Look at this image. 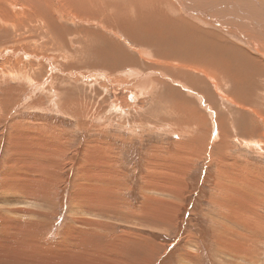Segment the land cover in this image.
<instances>
[{
	"label": "rangeland",
	"instance_id": "374dc122",
	"mask_svg": "<svg viewBox=\"0 0 264 264\" xmlns=\"http://www.w3.org/2000/svg\"><path fill=\"white\" fill-rule=\"evenodd\" d=\"M64 2L58 1L57 5L56 0L54 8H61L65 12L61 7ZM25 8V5L20 6L16 12L25 14ZM51 12L53 13V9ZM168 12L167 10L166 13ZM175 13H172L173 17ZM228 14L231 15V13ZM175 17V19L178 17L179 19L180 17L181 19L186 18V20L191 19L184 11L176 13ZM201 17L204 19L203 14ZM57 19L56 26L60 28L59 36H62L60 34L64 28L71 32L78 31L84 35L90 32L98 34L96 36L98 44L101 52L103 51L101 55L98 50L97 54L94 49L88 47L85 49L86 53L84 51V56L82 53L84 61L77 62L82 57L80 51L82 48H80V44L78 46L74 44L79 41L77 39L79 35L74 33H71L73 35L64 33L66 38H63L55 35L54 31L53 34H41L38 30L39 32L36 31L30 35L26 33L22 37L27 39L26 42L18 40V36H16L17 40L14 39V29L7 30L8 33L0 35L2 37L0 38V69H9V66L13 68L15 64L14 66L19 68L21 66L25 70L27 68L33 70V67L37 65L36 74H33V77L35 81L42 82V88L29 89L25 83H18V81L10 80L7 77L3 78L2 90L16 88L17 85L25 86L28 90L21 93L22 96L19 95L20 100L15 98L16 92L7 97L6 95L2 96V90L0 92V98L3 100L0 104V185L2 180L5 181L8 176L7 172L11 168L9 164L18 165L19 160L23 159L19 156L25 157L24 154L14 153L15 150H24L26 154L28 153L26 148H22L21 136L27 137V135L34 134L39 137L43 135L47 139L46 143L52 148L54 147V152L52 148L49 150L50 159L40 154L42 158L37 160L38 162L36 161L39 166L44 167L43 174L39 175L41 183L38 185L37 182L35 183L37 190L41 191L40 201L38 199L35 202L14 204L16 207L38 212L39 217H32L35 225L39 221L47 219L43 224L49 229V235L40 238L36 234L38 246L35 248H31L30 242L26 239V243L24 241L21 244L16 243L13 247L16 252L11 251L9 254L16 255L15 257L18 256L17 258L21 260V257L24 256L23 258L28 260L38 258L37 262L52 261L49 262L50 264L58 262V264H81L80 262L84 264H264V153L256 150L253 146L245 145L244 142V140L249 141L247 135L251 127V120L244 112L252 108L251 102L255 90H258L257 94H259L258 97L257 94L255 95V103L258 105V100H260V106L264 107V103H262L264 102V81L262 80L264 79H260L261 75L248 81L240 77L239 69L228 68V70H224L225 72L222 70L224 78L226 75L229 83V95L233 98V104L232 102L228 103L226 100L220 99L218 95L214 96L213 86L204 75L192 71L191 68L195 66L193 63L182 62L183 55L177 60L178 62L171 61L173 60L171 57L175 55L177 49L181 51L185 49L182 50V46H178L180 45L178 40L173 41L170 38L169 41L159 43L156 35L153 34L151 37L144 35L145 40L140 35V40L135 42L132 38L130 39V34L127 31H121L122 29L117 25L111 27V23L108 22H105L107 28L99 26L98 29L93 20H87L90 23L88 24L83 23V21L86 22L84 18H81L83 20L81 22L67 19L60 22V18L57 17ZM208 23L201 19L195 22L196 26L213 31L210 29L212 25L210 26ZM61 24L63 25L61 26ZM241 26L243 25L241 24ZM227 28L220 31L234 42V44H227L232 45V50L233 47L239 45L251 49L249 33L244 29H237V32L241 33H236L231 30V27ZM43 29L52 33L46 28ZM256 29L259 37L264 40V29L262 27H256ZM206 35L204 32L203 34L196 33V37H206ZM72 36L76 39L70 38ZM71 39L75 40L73 44ZM161 39L165 40L164 37ZM46 40L51 41V44L48 42L49 45L44 47ZM190 40L183 44L188 46V53L191 52L189 56L194 54V51L189 48V46H193V41ZM113 49L114 54L127 51L129 59L123 60L118 55L111 56L109 53H112ZM142 50H149L147 59L149 57L150 60L144 58V55V59L142 58ZM201 50L197 51L201 58H207L214 52L212 48H207V56H202L200 53L203 50ZM214 50V53H217L218 50ZM31 51L35 52L31 53ZM250 52L253 58L254 55L256 59L260 57V53H256L253 48ZM39 53H42L41 56ZM218 53L215 54L216 59H219L221 48ZM107 55L111 57L109 58ZM261 55L264 56L263 53ZM231 56V54L228 56L229 61L232 60V63L235 64ZM98 59L100 60L98 61ZM197 59L200 58L197 57ZM130 60L132 61L129 62ZM16 62L19 63L16 64ZM137 63H141L139 70L136 67ZM190 64L192 66H188ZM234 64L231 66L234 67ZM4 66L5 68H3ZM134 68H137L139 76L129 78L131 69L134 70ZM199 70L204 69L200 67ZM234 71L238 73L236 72V74ZM147 78L152 82L150 95L138 92V90L140 91L138 85L133 86L141 85L148 81ZM256 84L257 86L254 87ZM53 91H55V95L52 93ZM209 91L213 97L208 96ZM133 92L136 96L132 100ZM58 95L59 98H57ZM260 95L261 97H259ZM9 100L14 104L9 103ZM164 100L165 102L160 103L161 106L158 105V101ZM42 101H44L43 104ZM76 102L80 103L82 108H87L84 114L76 111ZM176 102L184 104L183 106L178 104L179 107H184V113L177 120L189 121L192 116L190 110H194L196 113H203L204 123L209 121L208 126L207 124L202 125L204 126L203 131H197V134H201L200 138L204 140L200 144L194 143L193 137L188 133V135L183 134L186 130H183L178 124L174 125V128L171 126V130L163 126L162 120L174 122L177 118L176 113L179 112H169L171 104ZM67 103L71 105V111L69 107L67 109L68 113L65 106ZM230 110L232 111L230 112ZM70 112L74 114L72 113V115ZM235 114L238 116L236 117ZM83 115L84 117H82ZM233 115L235 116L233 117ZM235 119L237 127L233 122ZM228 120L231 121L229 128L227 125H223V121L228 122ZM263 120L260 119V121ZM221 123L223 129L218 126ZM176 129L178 133H175ZM220 129L223 133L226 132L225 135L220 133ZM224 129L225 131H223ZM226 134L228 138L225 137ZM19 138L21 139L19 140ZM29 141L32 146L34 138ZM187 157L190 159L188 160ZM27 158L30 159L28 156ZM184 159L186 160L184 161ZM44 160L45 162H43ZM93 164L99 166L96 167ZM94 174L105 181L97 180L93 183ZM87 177L90 180H86ZM226 178L227 180H224ZM260 183L262 184L260 185ZM219 184L225 188H220ZM93 185L107 191H100L97 194L83 191L81 197L85 202L82 201L79 206V201H76L74 197L79 196L82 190L90 189ZM247 185L252 186L253 189L251 187L249 189ZM38 186L40 187L38 188ZM242 193L244 194L241 196ZM96 195L110 197L113 202L111 208L109 207L107 210L104 207L106 209L103 208L101 213L92 210L91 208L96 209V205H100L95 203ZM230 198L241 199H239V203L235 200L230 201L232 208L239 207L244 212L247 209L251 210L247 212V215H249L250 221L252 220L250 222L252 229H244L228 220V216L231 214L225 203ZM241 202L245 204L243 205ZM226 215L227 220L225 219ZM159 216L161 218L157 220ZM35 228L37 230L40 227L36 226ZM39 230L41 231V229ZM224 232L226 233L224 234ZM64 233H66V240L65 245L62 244V246L60 242L63 240ZM78 234L81 236H76ZM83 235L86 237L80 239ZM71 236L73 237L70 238ZM29 239L31 240V238ZM224 239L227 240L224 241ZM17 245L23 246L26 251ZM64 247L66 248L64 249ZM221 247L223 248L220 249ZM222 250L224 251L222 252ZM35 253L36 255H34ZM71 253L81 260L78 261L77 258L70 260L74 256ZM32 255L37 258H30L29 256ZM2 258L4 257H0V259ZM98 260L99 263H97ZM0 264L7 263L0 260Z\"/></svg>",
	"mask_w": 264,
	"mask_h": 264
},
{
	"label": "bare ground",
	"instance_id": "6f19581e",
	"mask_svg": "<svg viewBox=\"0 0 264 264\" xmlns=\"http://www.w3.org/2000/svg\"><path fill=\"white\" fill-rule=\"evenodd\" d=\"M24 1V2H22ZM0 0V35L2 33H8L9 31L7 30H12L14 29V39L17 40L16 36H18V40L24 41L25 39L22 38L26 33L32 34L33 32L35 33L36 31H40L41 34H53V31L55 32V35L59 36V27L56 26V20L57 17L60 18V22L65 21V19L67 20H72V21H83L81 18H84L86 20L83 21V23H88L87 20H93L94 22H96V24L94 23V25L98 28L99 26H101L102 28L105 26V22L111 23L110 26H114L117 25L118 27H120V29H122L121 31H127L130 34V39L132 38L133 41L137 42L136 40H138L140 37V35L143 37V39L145 40L144 35L148 36H153L156 35L158 42L159 43H164L166 41H169L170 38L173 41H177L180 45L178 46H182L181 49L184 51H181L179 49H177V51H175V55H173L171 58L174 62H178L177 60L179 58L182 57L183 55V59L182 62L183 63H193L195 66L192 67V71L194 72H198L201 73L202 75H204L205 78H207L211 85L213 86V94L218 95L220 97V99L222 98V100H226L228 103L232 102V97L229 95L228 90V86L229 83L227 82L226 79V75L224 78V74L222 73V70L226 71L228 70V68H235V69H239L241 71V78L242 79H247L248 81H250L252 78L254 77H260L261 75V80L264 79V56L262 57L261 53L264 54V40H262L259 37V34L257 32L256 27H262L264 29V0H214L212 2L208 1V0H63L65 1L62 4V8H64L65 12L63 10H61V8L57 9L54 8V3L56 0ZM58 1H60L61 3L63 2L62 0H57V5L59 4ZM25 5L26 8V13L25 14H19L16 11L18 10V8L20 6ZM64 6V7H63ZM179 6V7H178ZM53 9V13L51 12V10ZM169 11L168 13H166L167 10ZM184 11L185 13H187L188 17H190L191 19L186 20L185 19H175L177 17H175L176 13L178 14L179 12ZM176 12V13H175ZM68 13V14H67ZM172 13L174 14V17L172 16ZM200 13V14H199ZM228 13H231V15H229ZM181 14V13H180ZM202 14L204 15V19H202ZM179 16V15H178ZM255 16V17H254ZM56 17V18H54ZM66 17V18H65ZM201 19V21L203 20L205 23H208V25H212L210 28L213 31L210 30H206V29H202L199 26H196L195 22H198V20ZM92 23V22H91ZM200 23V22H199ZM204 24V23H203ZM240 24V25H239ZM241 24L243 26H241ZM63 24H61L62 26ZM109 26V25H108ZM207 26V24H206ZM231 27V30L236 32V33H241V32H237L239 29H244V31H246L247 33H249V39L251 38V40L249 41L252 45L251 49L253 48V50L256 53H260V57H257V59L252 57V53L250 52V48L246 49L244 47H242L243 45H239L237 47H233L234 51L232 50V45H227L228 43L230 44H234V42L231 40L230 37H226V35H224L220 30H226L228 29L227 27ZM249 26H251L249 28ZM106 27V26H105ZM203 27V26H202ZM10 28V29H8ZM43 28H46L48 31L52 32L49 33L46 30H44ZM100 28V27H99ZM98 28V29H99ZM107 28V27H106ZM116 28V27H115ZM97 29V30H98ZM238 29V30H237ZM111 30V29H109ZM108 30V31H109ZM38 31V32H39ZM102 31V30H101ZM105 31V30H104ZM107 31V30H106ZM119 31V30H118ZM243 31V30H240ZM197 32H201L203 34L206 33V37H202V36H198L196 37V33ZM226 32V31H225ZM13 33V32H12ZM64 33H74L76 35H79L77 37V39L79 41H77L74 44H77V46L80 44V48H82L81 51V56L83 53L84 56V51L86 48L89 47V49H94V52L101 55V48L98 44V38L96 36H98V34H95L93 32H90L89 34H83V33H78V31H70L68 29H62V33L59 37H65ZM125 33V32H124ZM64 34V35H63ZM127 34V33H126ZM73 35V34H71ZM69 35V36H71ZM106 35V34H105ZM116 35V34H115ZM234 35V34H233ZM107 37V35H106ZM161 37H164L165 40H162ZM232 37V36H231ZM235 37V36H234ZM233 37V38H234ZM2 38V37H0ZM31 38V37H30ZM57 38V37H56ZM72 39H74L75 37L72 36L70 37ZM153 38V37H152ZM70 40L73 42H75V40ZM76 39V38H75ZM192 39V44L194 46L190 47V49H192L194 51V54L190 55L191 53H188V46L186 47V44L183 45L185 43V41L190 42ZM235 39V38H234ZM140 40V39H139ZM154 40V38H153ZM27 41V39L25 40V42ZM42 41V40H41ZM46 45L44 47H46L47 45L51 44V41L49 42L48 40H46ZM18 42V41H17ZM34 42V41H33ZM36 42V41H35ZM49 42V44H48ZM63 42V41H62ZM66 42V41H65ZM109 42V41H108ZM107 42V43H108ZM147 42V41H146ZM145 42V43H146ZM153 42V41H152ZM21 44V42H19ZM18 43V44H19ZM24 43V42H23ZM37 43V42H36ZM68 43V42H66ZM142 43V42H141ZM144 43V44H145ZM236 43V42H235ZM238 43V42H237ZM244 43V41H243ZM16 44V43H15ZM28 44V43H26ZM62 44V43H61ZM156 44V43H155ZM239 44V43H238ZM37 45V44H36ZM39 45V44H38ZM64 45V43H63ZM164 45V44H163ZM190 45V44H189ZM13 46V45H12ZM21 46V45H19ZM35 46V45H34ZM107 46V44H106ZM146 46V45H145ZM144 46V47H145ZM149 46V45H148ZM154 46V45H153ZM15 47V46H14ZM17 47V46H16ZM109 47V46H108ZM113 47V46H112ZM151 47V46H150ZM177 47V46H176ZM247 47V46H246ZM19 48V47H18ZM28 48V47H27ZM69 48V47H68ZM123 48V47H122ZM156 48V46H155ZM160 48V47H159ZM206 50H205V49ZM207 48H212L213 51L215 52L214 49H216V51L221 48V53L219 56V59H216L215 54L218 53H212L210 56H207L208 54V50ZM17 49V48H16ZM20 49V48H19ZM19 49H17L19 51ZM32 49V48H31ZM53 49V48H51ZM88 49V50H89ZM150 49V48H149ZM200 49H202L201 51V55L202 56H207V58H201L197 51H200ZM223 49V50H222ZM44 50V49H43ZM48 50V48H47ZM46 50V51H47ZM98 50V51H97ZM103 50V49H102ZM165 50V49H163ZM173 50V49H172ZM205 50V51H204ZM110 51V50H109ZM158 51V50H157ZM191 51V50H189ZM35 52V51H31ZM68 52V51H67ZM71 52V51H70ZM112 53H109L111 56H115L118 55L121 59L123 60H127L129 59V55L125 52H120V53H115L114 49L111 51ZM148 51L146 50H142V58L144 55V58L147 59L148 56ZM169 52V50H168ZM49 53V52H48ZM74 53V52H73ZM86 53V51H85ZM173 53V52H172ZM26 54H28L26 52ZM40 54V53H39ZM42 54V53H41ZM41 54L39 56H41ZM79 54V53H78ZM104 54V53H103ZM170 54V53H169ZM230 54L232 55V59L234 60L235 64L232 63L233 61L230 60L228 56H230ZM14 55V54H13ZM56 55V54H55ZM76 55V54H75ZM110 55H107V57H111ZM140 55V54H139ZM219 55V53H218ZM259 55V54H258ZM32 56V55H31ZM45 56V55H44ZM58 56V55H57ZM82 57H80L77 62H80L82 60ZM87 56V55H86ZM97 56V55H96ZM47 57V56H46ZM65 57V55H64ZM70 57L72 58V56L70 55ZM77 57V56H76ZM94 57V56H93ZM116 57V56H115ZM114 57V58H115ZM197 57H199L200 59H197ZM230 57V58H231ZM67 58V57H66ZM65 58V59H66ZM99 58V55H98ZM139 58V57H138ZM143 58V59H144ZM259 58V59H258ZM21 59V58H20ZM73 59V58H72ZM101 59V60H100ZM98 59V61H102V58ZM120 59V60H121ZM145 59V61H146ZM74 60V59H73ZM90 60V59H89ZM94 60V59H93ZM140 60V59H139ZM147 60H150L149 57ZM20 62V60H18ZM84 61V59L82 60V62ZM97 61V60H96ZM108 61V60H107ZM122 61V60H121ZM132 60H130L129 62H131ZM138 61V60H137ZM19 62H16L19 63ZM47 62H49V60H47ZM88 62V61H87ZM106 62V61H105ZM42 63V62H41ZM181 63V62H179ZM67 64V63H66ZM97 64V63H96ZM188 65V66H192V65ZM231 64H234V67L231 66ZM15 65V64H14ZM13 68L9 69H5L2 70L0 69V76H2V78H0V92L3 89V78L7 77L10 80H15L18 81V83H25L27 86V88H34L35 89H39L42 88V82L40 81H35L33 74H36V66L33 67V70L28 68L25 70L24 68H20L18 66H14ZM23 65V64H22ZM138 66H136L139 70V65L141 66V63H137ZM176 65V63H175ZM201 65V66H200ZM7 66V65H6ZM97 66V65H96ZM114 66V65H113ZM180 66V65H179ZM184 66V65H183ZM75 67V66H74ZM198 67V68H196ZM200 67L204 70H199ZM5 68V66L3 67ZM137 68L131 69V75H129V78H137L138 75V70ZM221 69V70H220ZM114 70V69H113ZM116 70V69H115ZM188 70V69H187ZM3 71V72H2ZM42 71V70H41ZM40 71V72H41ZM224 71V72H225ZM230 71V70H229ZM38 72V71H37ZM228 72V71H227ZM231 72V71H230ZM237 72V71H236ZM234 71V73H236ZM238 73V72H237ZM236 73V74H237ZM228 74V73H227ZM230 74V73H229ZM38 75V74H37ZM145 75V74H144ZM152 75V73H151ZM179 75V74H178ZM263 75V76H262ZM157 76V75H156ZM155 76V77H156ZM192 76V75H191ZM179 77V76H178ZM231 77V76H230ZM19 78V80H18ZM167 78V77H166ZM44 79V78H43ZM182 79V78H181ZM232 79H234L232 77ZM241 79V80H242ZM6 80V79H5ZM42 80V79H41ZM136 81H138V79H135ZM140 80V78H139ZM145 80V78H144ZM143 80V81H144ZM148 81H145L144 83H142L141 85L139 84H135L133 86H137L138 88H140V91L138 90V92H142L144 95H150L151 93V79H148ZM156 80V79H155ZM154 80V81H155ZM170 80V79H169ZM207 80V81H208ZM235 80V79H234ZM240 80V79H239ZM7 81V80H6ZM206 81V82H207ZM243 81V80H242ZM254 81V80H253ZM264 81V80H262ZM8 82V81H7ZM245 82V81H244ZM9 83V82H8ZM178 84V83H177ZM264 84V83H263ZM24 85V84H23ZM25 86H20L17 85L16 88H9V89H4L3 91V95L2 96H9L11 93L16 92L17 94H15V98H18L19 95H21V93H25L28 89ZM257 84L254 86L256 87ZM259 86V85H258ZM253 87V88H254ZM187 88V87H186ZM235 88V87H233ZM59 89V88H58ZM263 89V87H262ZM42 90V89H40ZM137 90V89H136ZM232 90V89H231ZM255 90V89H254ZM264 90V89H263ZM262 90V91H263ZM153 91V90H152ZM236 91V90H235ZM258 90H255V94L253 96V100L251 102V107L249 108V111H246L244 113L248 114V119L251 120V127H250V132L248 133V137L245 142V145L247 146H253L254 148H256V150H259L260 152L264 153V120L260 121V119H264V107L260 106V100H258V105L255 103L254 99H255V95L257 94ZM60 92V91H59ZM63 92V91H62ZM55 95V91L52 92ZM261 93V92H260ZM78 94V93H77ZM140 94V93H139ZM172 94V93H171ZM13 95V94H12ZM23 95V94H22ZM21 95V96H22ZM207 95V94H206ZM241 95V94H240ZM259 94H257L258 97ZM51 96V95H50ZM135 94L134 92L131 94V99L133 100L135 98ZM173 96V95H172ZM203 96V95H202ZM208 96H212L211 91H209V95ZM208 96H206L208 98ZM264 96V95H263ZM204 97V96H203ZM261 97V95L259 96ZM3 98V97H2ZM14 98V97H13ZM59 98V95L58 97ZM84 98V97H83ZM174 98V97H173ZM205 98V97H204ZM231 98V99H230ZM20 100V98H18ZM17 99V100H18ZM79 99V97H78ZM209 99V98H208ZM260 99V98H259ZM264 99V98H263ZM262 99V100H263ZM53 100V98H52ZM161 100V99H160ZM261 100V101H262ZM10 101V100H9ZM79 101V100H78ZM168 101V100H167ZM264 101V100H263ZM3 100L0 98V104H2ZM20 102V101H19ZM17 102V103H19ZM44 101H42L43 104ZM153 102V101H152ZM164 101H158V105L161 106L160 103H163ZM213 102V101H212ZM14 104L13 102H9ZM40 103V102H39ZM209 103V102H208ZM264 103V102H262ZM38 105V103H36ZM178 104L180 106H183L184 104L176 102V103H172L169 108V112H179L176 113L177 118L175 119V121H168V120H162L163 122V126L165 128H169L171 130V126L172 128H174V125L181 126L183 130H186L185 133L183 134H189L190 136L193 137V142L194 143H201L204 140L201 137V134H197V131H203L204 129V124H207L209 121L206 123L203 122V113L198 112L196 113L194 110H190V112L192 113L191 119L189 118L188 120H182L180 121L177 120L181 115H183L184 113V107H179ZM233 104V102H232ZM35 105V104H34ZM56 105V104H55ZM157 105V104H156ZM235 105V104H234ZM33 106V105H32ZM57 106V105H56ZM66 111L69 107V110L71 111V105H68V103L65 105ZM78 106V107H76ZM82 105H80V103L76 102L75 105V109L76 111H78V113H82L84 114L87 110V108H82ZM30 107V106H29ZM87 107V106H86ZM93 107V106H92ZM186 107V106H185ZM192 107V106H191ZM59 108V107H57ZM65 108V107H64ZM74 108V107H73ZM193 108V107H192ZM195 108V107H194ZM187 109V107L185 108ZM225 109V108H224ZM65 110V109H63ZM89 110V109H88ZM75 111V110H74ZM75 111V112H76ZM232 110H230L231 112ZM69 111H67L68 113ZM188 113V111H186ZM235 112V111H234ZM71 113V112H70ZM69 113V114H70ZM73 113V112H72ZM71 113V114H72ZM89 113V112H88ZM116 113V112H115ZM186 113V114H187ZM212 113V112H211ZM74 114V113H73ZM72 114V115H73ZM77 115V113H75ZM98 114V113H97ZM171 114V113H170ZM190 115V114H188ZM236 117L238 116L237 114H235ZM233 115V117L235 116ZM89 117V115H87ZM92 116V115H91ZM230 116V115H229ZM75 117V115H74ZM81 117V116H80ZM84 117V115L82 116ZM86 117V116H85ZM87 117V118H88ZM182 117V116H181ZM180 117V118H181ZM147 118V117H146ZM230 118H232V116H230ZM85 119V118H84ZM145 119V118H144ZM184 119V118H183ZM187 119V118H186ZM108 121V120H107ZM158 121V120H157ZM161 121V120H160ZM236 119L233 121L235 127L236 126ZM115 122V121H114ZM238 123V122H237ZM227 125V127L229 128L231 125V121L228 120V122L223 121V125ZM219 127L222 126L221 124H218ZM127 127V126H126ZM224 127V126H223ZM234 127V128H235ZM141 128V127H140ZM155 128V126H154ZM161 128V127H160ZM159 129V128H158ZM221 129H223L221 127ZM219 130L221 134L225 135L224 133L226 132H222V130ZM227 129V128H226ZM232 129V128H231ZM30 130V129H29ZM229 130V129H228ZM227 130V131H228ZM177 131L175 133H178V130H174ZM225 131V129L223 130ZM21 133V132H20ZM27 133V132H26ZM39 133V132H38ZM219 133V134H220ZM40 134V133H39ZM187 134V135H188ZM210 134V133H209ZM254 134L252 137L251 135ZM19 135V134H18ZM26 135V134H25ZM31 135V134H29ZM38 135V134H37ZM258 135V136H257ZM21 136V135H19ZM39 136V135H38ZM257 136V137H256ZM226 138H228V135L226 134L225 136ZM22 138V139H21ZM21 138H19V140L21 139L20 143H23L22 148H26L28 153L26 154L23 151H16L18 152V154H24L25 157H20L19 158H23L25 160H19L20 163H18V165L14 164V163H10L9 164L11 167L7 174L8 176H6L5 181L2 180V183L0 185V257H4L2 259H0L1 261H5L7 264H35V262L39 261L37 260L38 258L35 257L34 255H36V253L32 256H29L30 258H37V259H27V258H22L18 259L17 257L10 255L9 253L11 251H14V245L16 243L21 244L23 243V241L30 242V247L31 248H35L38 246V242L36 241V234L40 237V238H45V236L49 235L48 233V228H46V226H44L43 223H45V221L47 220H43L42 222H38L36 225L34 223V218L39 217L40 214L38 212L29 210V209H22L19 208L18 206H14V204L18 203H27V202H35L39 199L40 201V197H41V191L40 189L37 190V185L41 183V179H39V175L43 174L42 173V169L44 168L43 166H39L37 164V160H40L42 158V156L40 154H43L44 157H47L48 159H50L51 154L49 153V150L52 148L49 144L46 143L45 137L43 135L37 137L34 134L31 136L25 137V136H21ZM34 138V143H32V146L30 144L29 139H33ZM205 138V137H204ZM238 140V138H235ZM16 140V139H15ZM18 140V141H19ZM191 140V138H190ZM225 140V139H223ZM228 140V139H227ZM17 141V140H16ZM33 142V141H32ZM191 142V141H190ZM17 143V142H16ZM193 143V144H194ZM35 144V145H34ZM18 145V144H16ZM54 148V147H53ZM52 148V149H53ZM58 148V147H57ZM252 148V147H250ZM59 149V148H58ZM56 150V149H55ZM26 151V150H25ZM26 151V152H27ZM99 151V150H98ZM54 152V149H53ZM59 152V151H58ZM226 152V151H225ZM98 153V152H97ZM104 155V154H102ZM30 157V160L29 158ZM56 156V154H55ZM43 157V158H44ZM103 157V156H102ZM185 157V156H184ZM27 158V159H26ZM178 158V157H177ZM17 159V158H16ZM183 159V158H182ZM181 159V160H182ZM188 159V157H187ZM190 159V158H189ZM188 159V160H189ZM192 159V158H191ZM14 160V159H13ZM53 160V159H52ZM186 159H184L185 161ZM37 161V162H36ZM40 162V161H39ZM45 162V160L43 161ZM188 163L191 161H187ZM186 162V164H187ZM7 163V162H6ZM103 163V162H102ZM222 163V162H220ZM41 164V163H40ZM95 164V163H94ZM93 164V165H94ZM154 164V163H152ZM157 164V162H156ZM161 164V163H160ZM229 164V163H228ZM90 165V164H89ZM158 165V164H157ZM170 165V164H169ZM230 165V164H229ZM237 165V164H236ZM8 166V164H7ZM96 166V165H94ZM99 165H97L96 167H98ZM183 166V165H182ZM223 166V164H222ZM234 166V165H233ZM172 167V166H171ZM177 167V166H176ZM46 169V168H45ZM167 169V168H166ZM172 169V168H171ZM178 169V168H176ZM192 169V168H191ZM25 170V171H23ZM168 170V169H167ZM165 171V170H164ZM178 171V170H176ZM186 171V170H183ZM224 171V170H223ZM244 171V170H243ZM112 172V171H111ZM228 172V171H226ZM104 173V172H103ZM172 173V171H171ZM225 173V172H223ZM229 173V172H228ZM45 174V173H44ZM162 174V173H161ZM176 174V173H175ZM250 174V173H249ZM226 175V174H225ZM239 175V174H238ZM247 175V174H246ZM43 176V175H42ZM94 179H93V183L94 181H99V182H104L105 180L103 179H99L98 176H96L94 174ZM165 176V175H164ZM176 176V175H175ZM229 176V175H228ZM232 176V175H231ZM229 176V177H231ZM257 176V175H256ZM261 176V175H260ZM38 177V178H36ZM178 177V175H177ZM180 177V176H179ZM183 177V176H182ZM221 177V176H220ZM219 177V179H220ZM226 177V176H225ZM35 178V179H34ZM54 178V177H53ZM160 178V177H159ZM234 178V177H233ZM245 178V177H244ZM170 179V178H169ZM222 179V178H221ZM36 180V181H35ZM54 180V179H53ZM86 180H90V178H86ZM108 180V179H107ZM152 180V179H151ZM224 180H227L224 179ZM229 180V179H228ZM237 180V179H236ZM220 181V180H219ZM239 181V180H238ZM252 181H254L252 179ZM37 182V185L35 184ZM221 182V181H220ZM242 182V181H241ZM244 183L246 181H243ZM256 182V181H254ZM259 182V181H258ZM224 183V182H222ZM231 183V182H230ZM229 183V184H230ZM239 183V182H238ZM247 183V182H246ZM150 184V182H149ZM221 184V183H220ZM219 184V185H220ZM248 184V183H247ZM253 184V183H250ZM255 184V183H254ZM262 183H260L261 185ZM228 185V184H226ZM241 185V184H240ZM238 185V186H240ZM256 185V184H255ZM108 186V185H107ZM163 186V185H162ZM221 186V187H220ZM220 188H223L222 185H220ZM230 186V185H229ZM248 188L252 186L247 185ZM246 186V187H247ZM257 186V185H256ZM259 186V185H258ZM27 187V188H25ZM40 186H38L39 188ZM81 187V186H80ZM86 187V186H85ZM227 187V186H226ZM233 187V184H232ZM225 188V187H224ZM255 188V187H254ZM42 189V188H41ZM110 189V188H109ZM250 189V188H249ZM247 189V190H249ZM253 189V188H252ZM262 189V188H260ZM227 190V189H226ZM231 190V189H230ZM243 190V189H242ZM258 190V189H257ZM44 191V190H43ZM83 191L89 192V193H94L97 194L100 191H107L106 189L102 190L101 187L98 186H91L90 189L86 188L85 190H82V192H80L79 196L74 197L75 200L79 201L78 205L81 206V203L83 201V203L85 202L81 195L83 193ZM161 191V190H160ZM232 191V190H231ZM244 191V190H243ZM253 191V190H252ZM254 191H256L254 189ZM262 191V190H261ZM101 192V193H102ZM109 192V191H108ZM229 192V191H227ZM237 192V191H236ZM235 192V193H236ZM246 192V191H245ZM257 192V191H256ZM255 192V193H256ZM110 193V192H109ZM115 193V192H114ZM226 193V192H225ZM239 193V192H238ZM258 193V192H257ZM256 193V194H257ZM77 194V193H76ZM244 193L240 194L241 196ZM248 194V192H247ZM251 194V192H250ZM46 195V194H45ZM103 195V194H102ZM228 195V193H227ZM232 195V193L230 192V196ZM252 195V194H251ZM238 196V195H236ZM239 196V197H241ZM245 196V195H244ZM253 196V195H252ZM251 196V197H252ZM256 197V196H255ZM96 201L95 203H99L100 205H96V209L91 208L92 210H96L97 213H101L102 209L104 207L107 208V210L109 209V207L111 206V204H113L112 200L110 199V197L107 196H97L95 197ZM244 198V197H242ZM55 199V198H54ZM160 199V198H159ZM240 199V198H239ZM238 198H230L228 200H226L225 205L228 206V209L230 210V214L228 216V220L230 222L235 223L237 226L243 227L244 229L249 228L252 229V226L250 224V217L249 215H247V212L251 211V210H245V212L243 210H241L239 207L232 208L230 205V201H237V203H239ZM247 199V198H246ZM86 200V199H85ZM241 200V199H240ZM243 201H245V199H242ZM255 200V199H254ZM50 201V200H49ZM247 201V200H246ZM250 201V200H248ZM263 201V199H262ZM44 202V201H43ZM46 202V201H45ZM48 202V201H47ZM54 202V201H53ZM88 202V201H87ZM116 202V201H115ZM254 202V201H252ZM90 203V202H89ZM243 205L245 203L241 202ZM248 203V202H247ZM232 204V203H231ZM235 204V203H234ZM254 204V203H253ZM25 205V204H24ZM47 205V204H45ZM115 205V204H114ZM237 205V204H236ZM248 205V204H247ZM50 206V205H49ZM101 206V207H98ZM255 206V205H254ZM253 206V207H254ZM98 207V208H97ZM120 207V206H119ZM225 207V206H224ZM250 207V206H249ZM252 207V208H253ZM104 208V209H106ZM111 208V207H110ZM160 208V207H159ZM255 210V209H254ZM253 210V212H255ZM95 211V213H96ZM228 211V210H227ZM93 212V211H92ZM120 212V210H119ZM106 214V213H105ZM45 215V214H43ZM42 216V215H41ZM232 216V217H231ZM258 216V215H257ZM28 217V218H27ZM34 217V218H32ZM45 217V216H44ZM226 220H227V215L225 216ZM29 218H31V220H29ZM42 218V217H41ZM49 218V217H48ZM77 218V217H76ZM75 218V219H76ZM81 218V217H80ZM161 218V216L158 217L157 220H159ZM44 219V218H43ZM94 220V219H93ZM85 221V220H84ZM48 222V221H47ZM76 222H80V221H76ZM83 222V221H82ZM34 223V224H33ZM86 223V221H85ZM40 225V226H38ZM40 227V228H36L35 227ZM76 226V225H75ZM256 226V225H255ZM68 228V227H67ZM74 228V227H73ZM230 228V227H229ZM41 229V231L39 230ZM235 229V228H234ZM258 229V228H257ZM88 230V229H87ZM253 230H255L253 228ZM76 231V230H75ZM82 231V230H81ZM259 231V230H258ZM39 232V233H38ZM50 232V231H49ZM80 232V231H79ZM228 232V231H227ZM234 232V231H233ZM236 232V231H235ZM81 233V232H80ZM226 232H224L225 234ZM70 234V233H68ZM229 234V233H227ZM236 234V233H235ZM71 235V234H70ZM230 235V234H229ZM233 235V234H232ZM231 235V236H232ZM26 236V238H24ZM76 236H81V235H76ZM75 236V237H76ZM97 236V235H95ZM228 236V235H227ZM238 236V235H237ZM69 237V235H68ZM73 236H71L70 238H72ZM86 237V236H85ZM84 235L81 238H85ZM240 237V236H239ZM31 238V240L29 239ZM98 238V237H97ZM222 238H224L222 236ZM226 238V237H225ZM79 239V238H78ZM76 239V240H78ZM79 239V240H80ZM236 239V238H235ZM30 240V241H29ZM41 240V239H40ZM65 240H66V233L63 234V240L60 242L61 245H65ZM70 240V239H68ZM75 240V239H74ZM75 240V241H76ZM227 239H224V241ZM242 240V239H241ZM74 241V242H75ZM222 241V240H221ZM51 242V241H50ZM71 242V241H69ZM220 242V241H219ZM218 242V243H219ZM26 243V242H25ZM59 243V242H57ZM59 243V244H60ZM72 243V242H71ZM82 243V242H81ZM233 243V242H232ZM58 244V245H59ZM79 244V243H78ZM231 244V243H230ZM44 246V244H42ZM41 245V247H42ZM47 245V244H46ZM60 245V246H61ZM62 245V246H63ZM68 244H66L67 246ZM20 246V245H17ZM69 246V245H68ZM223 246V245H222ZM25 247V246H24ZM28 247V246H27ZM220 247V246H219ZM225 247V245H224ZM246 247V246H245ZM29 248V247H28ZM49 248V247H48ZM47 248V250H48ZM53 248V247H52ZM66 247H64L65 249ZM223 247H221L220 249H222ZM250 248V247H249ZM248 248V249H249ZM16 249L18 250V248L16 247ZM20 249H23V246H20ZM37 249V248H36ZM68 249V248H67ZM226 250V247L224 248ZM52 250V249H51ZM116 250V249H115ZM26 251V249H25ZM30 251V250H29ZM71 251V250H70ZM224 250H222L223 252ZM235 251V250H234ZM247 251V250H246ZM16 252V251H14ZM20 253L21 250H19ZM43 252V251H42ZM57 252V251H56ZM55 252V253H56ZM64 252V251H63ZM239 252V251H237ZM13 253V252H12ZM19 253V254H20ZM228 253V251H227ZM242 253V252H241ZM244 253V251H243ZM247 253V252H246ZM17 254V255H19ZM33 254V253H32ZM44 254V253H42ZM65 254V253H64ZM68 254V251H67ZM72 254V253H71ZM84 254V253H83ZM107 254V253H106ZM248 254V253H247ZM63 255V253H62ZM74 255V254H72ZM90 255V254H89ZM93 255V254H92ZM245 255V254H244ZM252 255V254H251ZM68 256V255H67ZM45 257V256H44ZM53 257V256H52ZM66 257V256H65ZM103 257V256H102ZM20 258V257H19ZM77 258L75 255L70 258ZM79 258H82L81 256H79ZM88 258V257H87ZM105 258V257H104ZM49 260V259H48ZM59 260V259H58ZM77 260H81L78 259ZM43 264L48 262V264H50V261H40ZM40 262H37L40 263ZM50 262V263H49ZM65 262V261H64ZM89 262V261H88ZM96 262V261H95ZM41 263V264H42ZM59 263V262H58ZM57 263V264H58ZM66 263V262H65ZM69 263V262H68ZM73 263V262H72ZM81 264H84L83 262H80ZM99 263V260L98 262ZM74 264V263H73ZM76 264V263H75Z\"/></svg>",
	"mask_w": 264,
	"mask_h": 264
}]
</instances>
